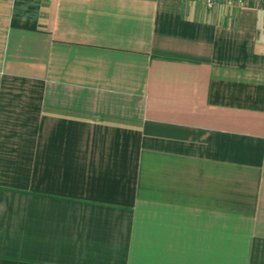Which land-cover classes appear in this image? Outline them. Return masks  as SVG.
<instances>
[{
    "label": "crops",
    "instance_id": "crops-1",
    "mask_svg": "<svg viewBox=\"0 0 264 264\" xmlns=\"http://www.w3.org/2000/svg\"><path fill=\"white\" fill-rule=\"evenodd\" d=\"M0 264H264V3L0 0Z\"/></svg>",
    "mask_w": 264,
    "mask_h": 264
},
{
    "label": "built area",
    "instance_id": "built-area-1",
    "mask_svg": "<svg viewBox=\"0 0 264 264\" xmlns=\"http://www.w3.org/2000/svg\"><path fill=\"white\" fill-rule=\"evenodd\" d=\"M206 8H213L217 4L242 5L247 3H264V0H198Z\"/></svg>",
    "mask_w": 264,
    "mask_h": 264
}]
</instances>
